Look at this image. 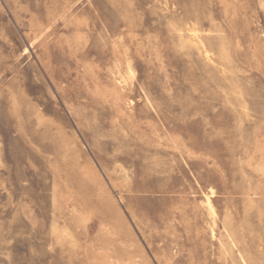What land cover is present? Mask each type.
Segmentation results:
<instances>
[{
    "label": "rangeland",
    "instance_id": "374dc122",
    "mask_svg": "<svg viewBox=\"0 0 264 264\" xmlns=\"http://www.w3.org/2000/svg\"><path fill=\"white\" fill-rule=\"evenodd\" d=\"M0 264H264V0H0Z\"/></svg>",
    "mask_w": 264,
    "mask_h": 264
},
{
    "label": "bare ground",
    "instance_id": "6f19581e",
    "mask_svg": "<svg viewBox=\"0 0 264 264\" xmlns=\"http://www.w3.org/2000/svg\"><path fill=\"white\" fill-rule=\"evenodd\" d=\"M199 53V52H198Z\"/></svg>",
    "mask_w": 264,
    "mask_h": 264
}]
</instances>
